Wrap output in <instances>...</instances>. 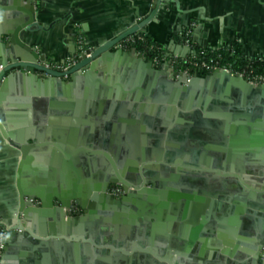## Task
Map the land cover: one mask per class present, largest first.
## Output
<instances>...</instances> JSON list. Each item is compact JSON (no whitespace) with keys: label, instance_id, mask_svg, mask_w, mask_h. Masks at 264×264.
I'll return each instance as SVG.
<instances>
[{"label":"water","instance_id":"obj_1","mask_svg":"<svg viewBox=\"0 0 264 264\" xmlns=\"http://www.w3.org/2000/svg\"><path fill=\"white\" fill-rule=\"evenodd\" d=\"M167 1L63 70L23 40L37 25L36 2L0 0V134L21 154L18 206L11 226L0 222L9 233L1 264L23 261L30 247L43 258L81 247L116 261L264 264V82L224 69L171 76L136 47H117ZM117 184L124 196L108 192ZM72 205L84 213L71 216ZM114 211L124 228L102 224ZM151 219L165 221L161 243L144 239ZM205 224L200 255L173 244L179 230L197 242Z\"/></svg>","mask_w":264,"mask_h":264},{"label":"crops","instance_id":"obj_2","mask_svg":"<svg viewBox=\"0 0 264 264\" xmlns=\"http://www.w3.org/2000/svg\"><path fill=\"white\" fill-rule=\"evenodd\" d=\"M153 2L154 0H40L37 25L32 31L23 34V40L36 47L43 60L63 64L76 53L79 32L85 35L91 46L114 39L139 19L147 17L151 13ZM185 28L191 29L192 41L198 47L234 44L239 54L245 58H264V0H169L162 4L154 20L144 29L153 41L171 53L181 54L185 46L179 35ZM20 158V152L7 144L0 134V222L7 227L11 226L13 213L18 206L16 176ZM188 176L190 179L198 178ZM172 181L177 182V176ZM214 182V179H209L206 184ZM194 213L193 209L190 210L189 219ZM113 215L111 212L110 217L102 224L110 228H124L121 219L126 217L122 212L118 211ZM164 222L149 220L142 231L144 239L161 243L163 230L158 223ZM204 230L198 232L197 240L195 239L197 242L189 241L180 230L174 234L172 242L178 246L185 243L192 248L193 254L195 252L200 255V248L208 245L209 226L205 224ZM167 235L169 237L171 234L167 232ZM221 235L222 239H230L226 229ZM26 254L27 257L23 260L26 263L18 259L17 264H150L155 260L145 254L134 260L123 256V259L116 261L113 257L104 255L95 259L84 254L81 247L76 250L70 248L69 253L58 258L47 255L43 258L44 253L34 247L27 248ZM17 256L20 257L18 251ZM204 258L208 259L207 254Z\"/></svg>","mask_w":264,"mask_h":264},{"label":"built area","instance_id":"obj_3","mask_svg":"<svg viewBox=\"0 0 264 264\" xmlns=\"http://www.w3.org/2000/svg\"><path fill=\"white\" fill-rule=\"evenodd\" d=\"M34 1L36 2L37 6H39V0ZM144 33L129 36L117 47L121 49H129L130 47H136L137 44L145 45L147 41L146 37L143 35ZM179 37L183 43V46H185L184 48L189 50V53H187L185 56H182L178 53H171L167 48L155 41L149 46V48L143 46L142 48L138 49L136 47L137 52L139 55L151 60L157 67L161 68L166 66L171 76H173V73L176 72L177 75L185 74L190 79L195 74L198 76H205L218 69H224L233 74L241 75L249 82L256 85L264 82V72H257L253 65L235 68L229 62H225L222 55L214 56V50L216 47H213V50H209L212 47L201 48L196 46L192 41L190 28L183 29ZM220 46L225 48L226 52H228L231 56L239 54L238 48L234 44H225ZM92 50L93 47L89 45L85 35L82 32H79L77 34V51L73 56L69 57L63 64L46 62L45 65L54 69L65 70L69 66L76 63L80 57L89 56L87 52ZM250 60L264 62V58ZM174 78L176 79L177 77ZM110 193L115 197H121L124 195V190L121 185H116L111 188ZM31 202L34 206L40 205V202L36 199L32 200ZM55 205L59 206L58 203H55ZM65 211L71 216L80 214L78 205H72L69 209H65ZM8 234L9 233L7 230L0 227V264L3 256L4 240Z\"/></svg>","mask_w":264,"mask_h":264},{"label":"trees","instance_id":"obj_4","mask_svg":"<svg viewBox=\"0 0 264 264\" xmlns=\"http://www.w3.org/2000/svg\"><path fill=\"white\" fill-rule=\"evenodd\" d=\"M39 6H40V0H39ZM143 35L146 37L147 42L145 43V45L137 44L136 47L138 49L142 48L143 46L149 48V46L154 42L153 39L147 33H144ZM209 50H213V47L210 48ZM214 51H215L214 56L222 55L224 57V61L229 62L235 68H242L247 65H253V67L256 69L257 72H261V73L264 72V62H259L258 60H250L248 58H245L241 54L231 56L228 52H226L225 48H223L222 46L216 47Z\"/></svg>","mask_w":264,"mask_h":264},{"label":"flooded vegetation","instance_id":"obj_5","mask_svg":"<svg viewBox=\"0 0 264 264\" xmlns=\"http://www.w3.org/2000/svg\"><path fill=\"white\" fill-rule=\"evenodd\" d=\"M214 181H216V179L214 178ZM117 185H119V184H117ZM114 186H116V185H114ZM114 186H112L111 188H113ZM111 188L108 190V192L110 193V190H111ZM123 188V187H122ZM124 190V189H123ZM124 195H125V190H124ZM124 195H122V196H124ZM79 209H80V214H83L84 213V210L79 206Z\"/></svg>","mask_w":264,"mask_h":264},{"label":"rangeland","instance_id":"obj_6","mask_svg":"<svg viewBox=\"0 0 264 264\" xmlns=\"http://www.w3.org/2000/svg\"><path fill=\"white\" fill-rule=\"evenodd\" d=\"M38 8H39V6H38Z\"/></svg>","mask_w":264,"mask_h":264}]
</instances>
